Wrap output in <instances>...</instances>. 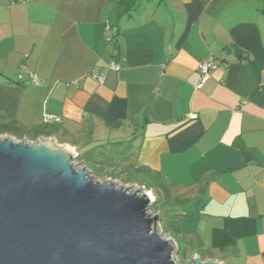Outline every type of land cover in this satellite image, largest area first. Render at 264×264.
Returning <instances> with one entry per match:
<instances>
[{
    "label": "crops",
    "instance_id": "0c3cea01",
    "mask_svg": "<svg viewBox=\"0 0 264 264\" xmlns=\"http://www.w3.org/2000/svg\"><path fill=\"white\" fill-rule=\"evenodd\" d=\"M0 134L80 155L126 142L185 254L264 264V0H140L124 16L114 0H0Z\"/></svg>",
    "mask_w": 264,
    "mask_h": 264
},
{
    "label": "water",
    "instance_id": "95a60500",
    "mask_svg": "<svg viewBox=\"0 0 264 264\" xmlns=\"http://www.w3.org/2000/svg\"><path fill=\"white\" fill-rule=\"evenodd\" d=\"M77 157L51 138L0 135V264H179L152 195L99 181Z\"/></svg>",
    "mask_w": 264,
    "mask_h": 264
},
{
    "label": "rangeland",
    "instance_id": "374dc122",
    "mask_svg": "<svg viewBox=\"0 0 264 264\" xmlns=\"http://www.w3.org/2000/svg\"><path fill=\"white\" fill-rule=\"evenodd\" d=\"M146 1L147 0H145V2ZM14 138L18 141H21V139L16 137ZM107 142L109 143L105 145V150L101 148L96 152L91 151L88 153H86V150L83 151V155L78 154L79 156L77 157L75 164L79 167H87L91 175L95 176L99 181L116 182L120 187H126L128 189L144 188L154 197V202L151 206L150 213L153 215H156L157 213L161 214V222L159 225L161 234L166 238H170L175 241L176 238L171 231L174 226V219L171 217V215H174L173 209L175 208L172 210L169 209L172 211L171 214L166 213V211H168L166 208H171L173 204L166 198H163L162 191L159 188V183H156L155 180L151 179L148 175L134 171L130 169L129 166H127L125 159L129 156V154L126 150V142L120 143L118 145L113 139H110L109 141L107 140ZM98 151H100V153H97ZM93 158L95 159L93 160ZM117 159H121L122 163L115 162ZM95 161L98 163L100 162V165H95ZM175 243L178 250L177 258L179 260V264H191V258L193 255L190 253L185 254L184 249L181 248V245L178 246L176 241ZM183 254L185 255L183 256Z\"/></svg>",
    "mask_w": 264,
    "mask_h": 264
},
{
    "label": "built area",
    "instance_id": "2783aa9c",
    "mask_svg": "<svg viewBox=\"0 0 264 264\" xmlns=\"http://www.w3.org/2000/svg\"><path fill=\"white\" fill-rule=\"evenodd\" d=\"M12 1H16V0H12ZM24 1H31V0H24ZM105 36L107 38V40L109 42L113 41V39L115 38V31L111 28V27H107L106 28V31H105ZM109 69L113 70V71H120V66L116 63V62H111L109 64ZM217 67L216 63H215V59L214 58H211L210 60L208 61H204L202 63H200L199 67H198V71L201 75V79H200V83H199V88L203 87L207 81L209 80L210 78V74L211 72ZM27 72V69L25 67H21V76L23 73H26ZM33 77V80L35 83H39L37 77L35 75H32ZM99 82L100 83H103L104 81V77L101 76L99 77ZM191 119L193 120H196L197 119V116L194 115L191 117ZM59 120L55 119L54 117H51V116H47L45 118V123L46 124H50V123H54V122H58Z\"/></svg>",
    "mask_w": 264,
    "mask_h": 264
},
{
    "label": "trees",
    "instance_id": "16d2710c",
    "mask_svg": "<svg viewBox=\"0 0 264 264\" xmlns=\"http://www.w3.org/2000/svg\"><path fill=\"white\" fill-rule=\"evenodd\" d=\"M139 1L140 0H114V2L116 3V6H117V15H119V16L128 15L132 10H134L135 8L138 7ZM167 209H168V207H167ZM169 209H171V208H169ZM169 209H168V211H166V213L171 214L172 211ZM173 212H174V214H176V211H173ZM173 216H176V215H173ZM184 255L185 254H183V256Z\"/></svg>",
    "mask_w": 264,
    "mask_h": 264
},
{
    "label": "bare ground",
    "instance_id": "6f19581e",
    "mask_svg": "<svg viewBox=\"0 0 264 264\" xmlns=\"http://www.w3.org/2000/svg\"><path fill=\"white\" fill-rule=\"evenodd\" d=\"M153 197V196H152ZM153 199H154V197H153Z\"/></svg>",
    "mask_w": 264,
    "mask_h": 264
},
{
    "label": "clouds",
    "instance_id": "9594fccd",
    "mask_svg": "<svg viewBox=\"0 0 264 264\" xmlns=\"http://www.w3.org/2000/svg\"><path fill=\"white\" fill-rule=\"evenodd\" d=\"M79 156V155H78Z\"/></svg>",
    "mask_w": 264,
    "mask_h": 264
}]
</instances>
